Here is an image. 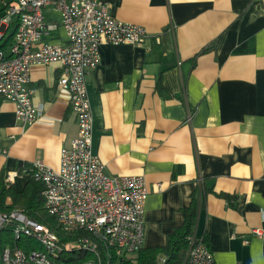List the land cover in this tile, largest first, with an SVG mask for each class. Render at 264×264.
I'll list each match as a JSON object with an SVG mask.
<instances>
[{"label":"crops","instance_id":"0c3cea01","mask_svg":"<svg viewBox=\"0 0 264 264\" xmlns=\"http://www.w3.org/2000/svg\"><path fill=\"white\" fill-rule=\"evenodd\" d=\"M99 1L146 30L136 44H101L85 76L93 153L107 174L145 181L143 247L165 244L204 177L212 191L195 235L207 236L215 264H264V0ZM43 15L57 25L44 41L65 42L56 10ZM60 70L31 69V99L42 108L31 125L0 100V174L16 172V191L33 161L57 169L77 134Z\"/></svg>","mask_w":264,"mask_h":264},{"label":"built area","instance_id":"2783aa9c","mask_svg":"<svg viewBox=\"0 0 264 264\" xmlns=\"http://www.w3.org/2000/svg\"><path fill=\"white\" fill-rule=\"evenodd\" d=\"M51 6L64 30L63 43L44 41L56 29L43 15ZM0 38L10 21L18 19L11 43L0 49V99L15 106L16 120L22 126L34 123L42 113L31 99L28 84L35 66L57 62L61 70L57 86L69 93V104L78 131L60 149L59 167L40 160L30 164L31 177L43 185L44 208L53 216L64 235L85 234L62 241L51 228L15 207L0 211V234L15 240L31 239L40 249L24 250L6 243L0 264H65L63 256L73 252L90 254L77 264H111L112 260L134 254L144 244L145 181L140 175H109L92 151V114L85 76L99 64L103 43L136 44L146 35L137 24L120 21L99 0H0ZM7 149L0 140V155ZM16 172L6 173L9 189ZM11 202L6 198V203ZM254 233L261 235L258 229ZM164 256L157 264H163ZM181 264H215L203 237L193 235Z\"/></svg>","mask_w":264,"mask_h":264},{"label":"trees","instance_id":"16d2710c","mask_svg":"<svg viewBox=\"0 0 264 264\" xmlns=\"http://www.w3.org/2000/svg\"><path fill=\"white\" fill-rule=\"evenodd\" d=\"M17 25L18 19L14 17L5 28L2 38H0V49H5L11 43ZM5 176L6 174L4 173L0 174V211L17 207L31 219L48 225L62 241L75 239L81 234L86 235L83 231L68 236L64 235L57 225L55 218L49 215L44 208L42 197L43 185L35 181L29 172L26 174L27 182L21 191H16L12 185L7 189ZM211 191L212 190L208 189L205 185V178L199 179L189 204L181 209L183 215L182 224L166 236V241L163 246L143 247L134 254L122 257L118 260H112L111 264H157L161 256L165 258L163 264H181L189 246V238L195 234L198 211L203 207L206 195ZM219 195L228 197L226 194ZM7 197L11 200L9 204L6 203ZM202 237L208 244L207 236L203 235ZM6 243L18 246L26 251L40 249V246L34 240H15L8 236V234H0V253ZM89 256L90 254L84 252H73L64 255L63 260L65 264H77Z\"/></svg>","mask_w":264,"mask_h":264}]
</instances>
